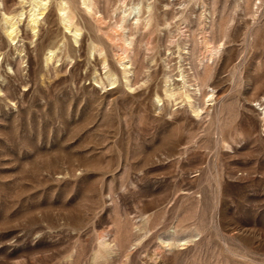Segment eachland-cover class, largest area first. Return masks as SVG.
Returning a JSON list of instances; mask_svg holds the SVG:
<instances>
[{
	"label": "rangeland",
	"instance_id": "obj_1",
	"mask_svg": "<svg viewBox=\"0 0 264 264\" xmlns=\"http://www.w3.org/2000/svg\"><path fill=\"white\" fill-rule=\"evenodd\" d=\"M44 1L0 0V264H264V0Z\"/></svg>",
	"mask_w": 264,
	"mask_h": 264
},
{
	"label": "bare ground",
	"instance_id": "obj_2",
	"mask_svg": "<svg viewBox=\"0 0 264 264\" xmlns=\"http://www.w3.org/2000/svg\"><path fill=\"white\" fill-rule=\"evenodd\" d=\"M61 4V3H60ZM84 4L85 6H87V8L90 10L91 9V3L90 2H87V1H84ZM46 5H47V2H45L44 0H34V3H33V8L31 10V15H30V18H31V23H32V30L35 31V28H36V24H38V21L39 19L41 18V16H43L44 14V11L46 10ZM135 9V8H134ZM60 13L63 14V20H64V23L66 24L65 26L67 27V29L69 30L70 27L72 26V20H73V13H72V10L70 8L69 5H67L66 3H62L61 4V8H60ZM30 12V11H29ZM132 13H133V10H132ZM23 16V13L19 16V17H22ZM130 16V15H129ZM8 19L5 21L6 22V25H7V29H6V32L8 34V36L10 38H13V35L15 34L16 31V24L18 23H13L14 20H11L10 17H7ZM17 22V21H16ZM30 23V24H31ZM75 35L78 36V32L77 30L75 31ZM17 36V35H16ZM77 38V37H76ZM77 40V39H76ZM208 40V39H207ZM209 47V46H208ZM220 47H217V49L215 48L216 51H218ZM213 50V49H212ZM211 50V51H212ZM214 52V51H213ZM216 53V52H215ZM214 53V54H215ZM218 53V52H217ZM52 54H50L49 56V59L52 57ZM55 54V53H54ZM212 53H210L209 57L211 56ZM49 55V54H48ZM213 56V54H212ZM216 56V55H215ZM214 57V56H213ZM212 57V58H213ZM207 58V59H208ZM48 59V58H47ZM203 62V61H202ZM201 62V63H202ZM202 65V64H201ZM197 82V81H196ZM186 85V84H184ZM187 86V85H186ZM185 86V87H186ZM263 115H264V108H263Z\"/></svg>",
	"mask_w": 264,
	"mask_h": 264
}]
</instances>
